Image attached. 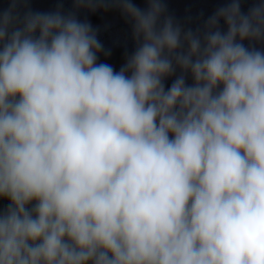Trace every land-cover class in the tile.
<instances>
[{
	"label": "clouds",
	"instance_id": "9594fccd",
	"mask_svg": "<svg viewBox=\"0 0 264 264\" xmlns=\"http://www.w3.org/2000/svg\"><path fill=\"white\" fill-rule=\"evenodd\" d=\"M7 2L0 264H264V0L195 28L166 0ZM99 10L131 28L118 71Z\"/></svg>",
	"mask_w": 264,
	"mask_h": 264
},
{
	"label": "water",
	"instance_id": "95a60500",
	"mask_svg": "<svg viewBox=\"0 0 264 264\" xmlns=\"http://www.w3.org/2000/svg\"><path fill=\"white\" fill-rule=\"evenodd\" d=\"M168 11L177 21L184 24L185 27L195 28L202 23L203 19L212 15L222 0H166ZM60 0H30V7L33 11L47 12L55 10ZM136 3L144 7L143 0H136ZM65 9H71V0H63ZM251 6V0L242 4V9L246 12ZM9 4L7 0H0V8L7 9ZM81 19L87 20L99 30L98 38L104 47L111 51V56L105 58L100 55L99 62L111 64L117 71L124 62V54L127 51H134L135 42L132 38L131 28L125 22L119 11L113 10L105 12L97 11L95 14L81 11ZM247 43V42H245ZM191 83V79L188 81ZM171 83V79L167 81ZM10 202L7 199H0V207H6Z\"/></svg>",
	"mask_w": 264,
	"mask_h": 264
}]
</instances>
